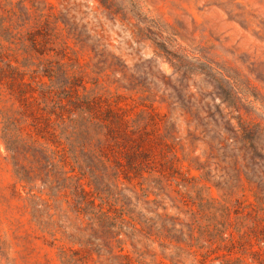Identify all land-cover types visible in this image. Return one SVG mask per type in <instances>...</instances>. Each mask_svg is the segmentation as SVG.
<instances>
[{
  "label": "clouds",
  "instance_id": "9594fccd",
  "mask_svg": "<svg viewBox=\"0 0 264 264\" xmlns=\"http://www.w3.org/2000/svg\"><path fill=\"white\" fill-rule=\"evenodd\" d=\"M0 264H264V0H0Z\"/></svg>",
  "mask_w": 264,
  "mask_h": 264
},
{
  "label": "trees",
  "instance_id": "16d2710c",
  "mask_svg": "<svg viewBox=\"0 0 264 264\" xmlns=\"http://www.w3.org/2000/svg\"><path fill=\"white\" fill-rule=\"evenodd\" d=\"M37 43H38V44H41L42 47H43V45H44V42L41 41V40H37ZM42 138H43V137H42ZM70 171H75V169H71ZM186 179L193 180V179H195V175H191V174H189V176L186 177ZM80 192H81L82 195L85 196V198H87V196L90 194V191H89V185H88V182H87V181L84 182L83 186H82L81 189H80ZM91 202H92V203H95V201H91Z\"/></svg>",
  "mask_w": 264,
  "mask_h": 264
},
{
  "label": "rangeland",
  "instance_id": "374dc122",
  "mask_svg": "<svg viewBox=\"0 0 264 264\" xmlns=\"http://www.w3.org/2000/svg\"><path fill=\"white\" fill-rule=\"evenodd\" d=\"M225 39L227 40V38H225ZM237 51L239 52V55H238L237 58L240 59V61L243 63L244 60L246 59V54L243 53L242 51H239V50H237ZM121 106H123V105H121ZM194 172H195V170H193V172L190 173V174H191V175H195Z\"/></svg>",
  "mask_w": 264,
  "mask_h": 264
}]
</instances>
